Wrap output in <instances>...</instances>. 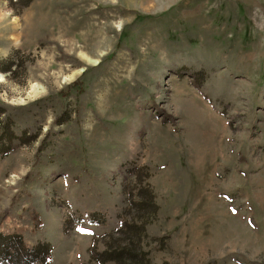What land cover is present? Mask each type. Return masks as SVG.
I'll list each match as a JSON object with an SVG mask.
<instances>
[{"label":"rangeland","instance_id":"rangeland-1","mask_svg":"<svg viewBox=\"0 0 264 264\" xmlns=\"http://www.w3.org/2000/svg\"><path fill=\"white\" fill-rule=\"evenodd\" d=\"M27 1L0 0V234L264 264V0Z\"/></svg>","mask_w":264,"mask_h":264},{"label":"trees","instance_id":"trees-1","mask_svg":"<svg viewBox=\"0 0 264 264\" xmlns=\"http://www.w3.org/2000/svg\"><path fill=\"white\" fill-rule=\"evenodd\" d=\"M32 0H28L23 8H27ZM3 113L0 114L2 117ZM2 122H0L1 126ZM149 188V187H148ZM151 189L148 192L143 193L139 201L138 206L142 209L149 207L155 210L157 213V206L155 205V198ZM98 217L94 216L93 218ZM95 223V221H93ZM96 223H100L96 222ZM131 229V228H130ZM129 232V231H128ZM132 246H139L140 242L136 240L137 234L132 232ZM53 248L48 243H38L37 245L30 247L26 246L24 239L21 235H2L0 234V264H49L52 261ZM101 257H107L109 261L115 264H135L134 261L138 260V255L131 250L126 248L113 249L105 251L100 254ZM97 260L100 264H106L108 261H101L98 256Z\"/></svg>","mask_w":264,"mask_h":264}]
</instances>
